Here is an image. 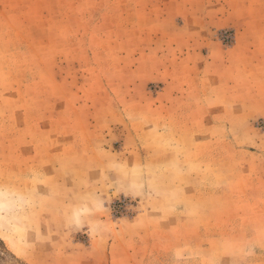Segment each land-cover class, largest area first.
<instances>
[{"label": "rangeland", "instance_id": "obj_1", "mask_svg": "<svg viewBox=\"0 0 264 264\" xmlns=\"http://www.w3.org/2000/svg\"><path fill=\"white\" fill-rule=\"evenodd\" d=\"M0 264H264V0H0Z\"/></svg>", "mask_w": 264, "mask_h": 264}]
</instances>
